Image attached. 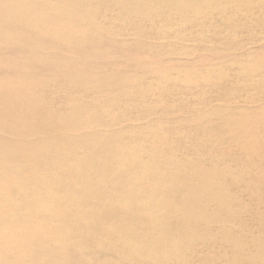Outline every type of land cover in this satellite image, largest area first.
I'll return each instance as SVG.
<instances>
[{
  "label": "rangeland",
  "instance_id": "obj_1",
  "mask_svg": "<svg viewBox=\"0 0 264 264\" xmlns=\"http://www.w3.org/2000/svg\"><path fill=\"white\" fill-rule=\"evenodd\" d=\"M77 1L83 0H0V122L5 126L0 144L35 147L46 141L65 161L71 142H78L80 133L91 135L83 139L88 147L76 148L79 160L82 151L97 150L100 155L86 158V164L138 163L137 174L151 173L153 185L161 180L179 189L203 184L192 195L202 202L179 204L177 228L185 233L178 248L141 246L147 250L139 263L128 255L122 261L91 251L85 234L81 249L45 240L49 245H37L33 254L68 264H146L161 255L167 257L158 264H264V0H195L201 16L152 8L147 13L156 18L149 20L140 17L145 9L118 8L112 0L86 1L87 17L79 6L73 13L63 9ZM51 5L61 6L64 14L57 16ZM7 7L30 11L13 17L5 13ZM127 11L131 17H125ZM69 18L76 22L55 35L47 32L46 24ZM101 155L111 161L103 162ZM70 159L68 173L76 164ZM36 168L42 171L40 164L27 165ZM14 174L0 170V183L10 180L27 188ZM46 180L63 194L55 175L48 173ZM14 188L0 190L20 203L21 188ZM122 197L110 194L109 202ZM154 201L159 204L162 197ZM6 214L0 212V220ZM10 242L2 251L3 259L11 258L8 263L32 255L24 254L27 235Z\"/></svg>",
  "mask_w": 264,
  "mask_h": 264
},
{
  "label": "bare ground",
  "instance_id": "obj_2",
  "mask_svg": "<svg viewBox=\"0 0 264 264\" xmlns=\"http://www.w3.org/2000/svg\"><path fill=\"white\" fill-rule=\"evenodd\" d=\"M86 1H90L91 4H93L96 0L77 1L75 2V6H67L63 9L69 13H73L76 11L75 9H77L76 6H79L80 9L83 10V16L87 17L90 12L87 9L88 4ZM159 1H165L167 6L163 7L159 4ZM194 1L195 0H112V3L115 7L120 8V6H123L126 9L131 8V5H133L135 6L136 12L145 9V14L140 17L149 20L150 18H156L147 13L152 8H157L156 10L159 12H173V15H176L177 12L192 10L194 14L198 12L196 17L201 16L202 14L200 15V11L197 10L198 8L196 9V3L194 4ZM60 7L55 5L52 6L51 10L58 11V13H56L57 16L59 13L64 14L62 10L60 11ZM21 8H16L17 10H15L7 7L5 13L9 16H18L23 11L27 12L29 10V8ZM210 8L211 7H209L208 10H210ZM130 15L129 11L125 13L126 18L131 17ZM43 18H46V16H43ZM74 22L76 21L72 18L63 21L57 19L52 21L51 24L45 23L46 30L49 33L54 32L52 35H55L59 29L66 28L67 25ZM33 25L40 27L41 23ZM89 25L91 26L92 24L89 22ZM1 123L2 122H0V128H5ZM85 136H87V138L91 137V135L80 133L78 142L70 141V147H68V149L66 148L65 157H62L66 159L65 161L62 160L60 156H54V148L48 146V142L44 144L46 141L41 142V146H35L43 150L42 155H31L30 153L32 151L34 153L36 149L32 145H13V142L9 143L6 141L7 145L0 144V156H4L0 158V170L6 173H10L13 170L17 178L16 181L27 187H19L15 181L10 180L6 181V185L0 183V187L5 186V188L8 189H15L14 187L21 188L18 190L19 197L17 196L20 203L12 202L11 199L0 190V200L2 201L0 204V212H2L3 215L7 213L3 217L4 219L0 220V264H68L65 259L60 260V258L55 256L49 257L48 255H35L33 252L37 245H49L52 241L56 242L52 243L58 248L71 247L74 249H81L84 242V238L81 237V234L88 236L87 242L91 244V251L103 252L112 258L117 255L122 261H127L128 258H131L139 263V261H141L140 258L142 255H146L145 250H147H141V246L157 250V247H159L158 244H160L165 246L164 249L172 251L175 249L171 247L174 244L178 248L180 242L178 239L185 233L181 228H177L181 221V217L176 215L180 210L179 204L185 207L200 205L202 199L193 197L192 195L198 188H201L203 184L196 185L194 189L191 187L179 189L161 180L160 184L153 185L150 184V180L148 179L151 173L143 175L137 174V170L140 169L138 163H131L129 165L116 164L117 166L115 167H109L108 164H103V166L86 164V158L91 159L93 155L99 156L100 154L97 150L94 151L96 154L89 155L82 151L85 155L82 156L80 160L78 159L77 155H79V153L77 149L82 148L84 150V148L88 147L85 146L83 141ZM95 142L100 143L99 141ZM97 145L99 144L95 143V147H99ZM95 147L93 148L96 149ZM24 152H26V155H24ZM25 156L27 158H25ZM16 158L21 160V162ZM70 158H74L76 164L73 165L74 168L72 171L68 173L64 171V168H66L68 162L71 161ZM101 158H103V162L105 163L111 161L109 156L101 155ZM25 159H28V162L27 160L25 161ZM13 162H17V164ZM30 164L33 166H38L40 164L42 171H37V168L36 172L28 170L27 165L30 166ZM83 168H86L87 171L83 172ZM131 171L134 173L130 174ZM48 173L55 175L58 184L65 188L62 192L63 194L58 191L56 192L52 184L46 180ZM189 174L191 173L189 172L186 175L187 179L190 178ZM173 179L175 180L177 178L172 177L171 180ZM24 181H26V183H24ZM68 182H70V185ZM120 185H124L125 188ZM75 186H80L81 188H75ZM37 187L43 188L44 192L38 193L35 191ZM115 193L123 197L119 199L118 203L111 204L109 202V196ZM159 197H162V201H159V204H155L154 200ZM142 200L143 203L147 201L153 202V205L130 204V202L142 203ZM124 212L129 213L128 215L130 216L124 218L127 215L124 214L125 216H123L122 213ZM42 222H46L45 224L47 225L39 224ZM134 223L140 224L144 228L137 229L134 227ZM68 233L70 235L67 237L66 234ZM56 234L58 236H55ZM63 234L65 238L62 237ZM22 235H27L30 240V245H26L27 248L24 249V254L32 255H30L28 259L20 258V260H15L14 263H8L11 258L8 261L7 259H3L2 251L4 248L10 246L9 244L12 243L10 242L11 239H17ZM70 236L73 238L72 240L69 239ZM5 238L10 239L7 244L3 242ZM45 240H48L49 243H43ZM62 241H67L68 244ZM119 247L128 251V254L124 251H118L117 248ZM126 255H128V258H126ZM166 257L165 255L156 258L152 256V258L149 257L148 261L145 263H162L166 260ZM173 257L175 256L173 255ZM106 264L124 263L112 260Z\"/></svg>",
  "mask_w": 264,
  "mask_h": 264
}]
</instances>
